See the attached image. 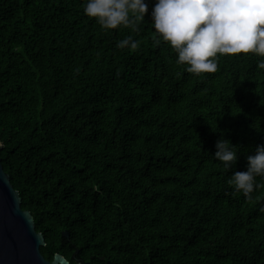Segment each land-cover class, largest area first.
<instances>
[{
	"label": "trees",
	"instance_id": "16d2710c",
	"mask_svg": "<svg viewBox=\"0 0 264 264\" xmlns=\"http://www.w3.org/2000/svg\"><path fill=\"white\" fill-rule=\"evenodd\" d=\"M86 2L0 0L1 157L46 258L264 264V177L251 198L228 183L264 144V57L197 75L157 36L156 0L138 30L104 29Z\"/></svg>",
	"mask_w": 264,
	"mask_h": 264
},
{
	"label": "clouds",
	"instance_id": "9594fccd",
	"mask_svg": "<svg viewBox=\"0 0 264 264\" xmlns=\"http://www.w3.org/2000/svg\"><path fill=\"white\" fill-rule=\"evenodd\" d=\"M148 8L147 0H87L83 10L104 29L138 30ZM151 17L157 36L174 49L177 63L187 65L191 73L215 72L218 55L251 52L264 57V0H156ZM118 46L135 49L138 42L128 37ZM215 147L214 158L225 171L232 170L238 160L237 146L220 138ZM246 160V170L231 171L228 183L251 198L258 187L256 177H264V144L256 145Z\"/></svg>",
	"mask_w": 264,
	"mask_h": 264
},
{
	"label": "water",
	"instance_id": "95a60500",
	"mask_svg": "<svg viewBox=\"0 0 264 264\" xmlns=\"http://www.w3.org/2000/svg\"><path fill=\"white\" fill-rule=\"evenodd\" d=\"M2 148L0 140V264H71L61 253L50 260L42 252V246L46 245L45 235L37 230L32 212L22 207L20 192L4 169ZM63 234L70 236L67 230Z\"/></svg>",
	"mask_w": 264,
	"mask_h": 264
},
{
	"label": "flooded vegetation",
	"instance_id": "af4514ba",
	"mask_svg": "<svg viewBox=\"0 0 264 264\" xmlns=\"http://www.w3.org/2000/svg\"><path fill=\"white\" fill-rule=\"evenodd\" d=\"M65 256V255H64ZM66 257V256H65ZM68 258V257H67ZM69 259V258H68ZM70 260V259H69ZM89 261L91 264H94L91 262V260L86 259L84 256L80 254V250H76L75 254H73V259L70 260L71 264H83L84 262ZM100 262L99 264H116L115 261L110 260L109 258H100L98 260ZM97 264V263H96Z\"/></svg>",
	"mask_w": 264,
	"mask_h": 264
}]
</instances>
